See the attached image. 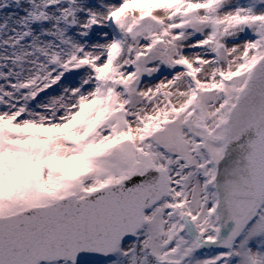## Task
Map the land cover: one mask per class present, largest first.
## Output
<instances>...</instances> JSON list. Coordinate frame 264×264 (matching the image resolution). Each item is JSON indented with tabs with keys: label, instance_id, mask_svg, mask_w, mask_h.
<instances>
[{
	"label": "snow or ice",
	"instance_id": "obj_1",
	"mask_svg": "<svg viewBox=\"0 0 264 264\" xmlns=\"http://www.w3.org/2000/svg\"><path fill=\"white\" fill-rule=\"evenodd\" d=\"M0 264H264V0H0Z\"/></svg>",
	"mask_w": 264,
	"mask_h": 264
}]
</instances>
